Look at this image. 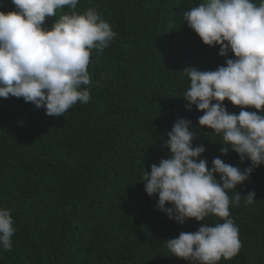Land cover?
<instances>
[{"label": "trees", "instance_id": "trees-1", "mask_svg": "<svg viewBox=\"0 0 264 264\" xmlns=\"http://www.w3.org/2000/svg\"><path fill=\"white\" fill-rule=\"evenodd\" d=\"M199 3L78 0L77 12L95 8L116 33L90 57L91 84L82 86L89 102L53 117L22 97L0 98V207L12 210L16 229L12 250L0 249V264H190L172 255L166 241L204 222L169 219L143 184L151 165L171 155L166 133L187 119L209 168L216 157L241 170L251 163L231 149L221 155L222 136L199 127L203 113L194 105L189 111L182 97L190 84L185 68L215 70L234 58L219 56L218 45H204L186 25L184 13ZM13 10L11 0H0V11ZM69 11L46 18L45 26ZM224 104L239 114V106ZM235 191L242 198L230 213L242 246L218 264H264V165L230 198ZM248 192L256 200L245 206ZM205 222L223 221L211 215Z\"/></svg>", "mask_w": 264, "mask_h": 264}, {"label": "clouds", "instance_id": "clouds-1", "mask_svg": "<svg viewBox=\"0 0 264 264\" xmlns=\"http://www.w3.org/2000/svg\"><path fill=\"white\" fill-rule=\"evenodd\" d=\"M15 10L0 11V98H23L48 116L64 115L77 102L90 100L88 71L93 50L103 52L116 33L95 8L77 12L78 0H11ZM65 12L51 25L46 18ZM186 25L204 45L219 46L218 55L228 58L215 70L197 67L182 72L190 79L183 98L190 111L203 113L198 126L222 136L221 155L235 151L241 170L216 157L209 168L200 159L205 146H193L191 121L179 118L167 132L164 146L170 157L151 165L143 184L149 196H158L157 208L179 224L194 218L204 223L192 232H180L166 241L177 258L190 264H218L239 254V230L231 218L230 205L239 206L241 194L229 192L250 179L264 165V0H200L184 13ZM241 108L230 113L224 101ZM254 108L257 111H247ZM217 174L219 178L217 179ZM245 206L256 200L255 192L243 197ZM171 207H165V205ZM214 215L223 222L210 226ZM12 210L0 207V249L12 250L16 231Z\"/></svg>", "mask_w": 264, "mask_h": 264}]
</instances>
